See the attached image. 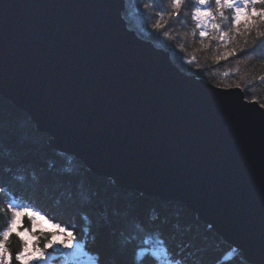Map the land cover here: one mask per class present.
Masks as SVG:
<instances>
[{"label":"water","instance_id":"water-1","mask_svg":"<svg viewBox=\"0 0 264 264\" xmlns=\"http://www.w3.org/2000/svg\"><path fill=\"white\" fill-rule=\"evenodd\" d=\"M125 0H0V95L54 150L177 202L264 264V107L183 73Z\"/></svg>","mask_w":264,"mask_h":264},{"label":"trees","instance_id":"trees-1","mask_svg":"<svg viewBox=\"0 0 264 264\" xmlns=\"http://www.w3.org/2000/svg\"><path fill=\"white\" fill-rule=\"evenodd\" d=\"M152 3L125 0L123 17L129 29L168 51L183 73L222 88L240 85L247 100L264 105V60L259 59L264 45L255 30L247 37L236 35L225 42L206 38L201 45L198 30L195 37L191 34L194 24L190 16L186 25L168 21L166 29H153L157 17ZM192 3L188 0L185 11L190 12ZM158 6L167 8L168 0H158ZM254 47L256 56L239 51ZM234 49L235 56L223 58ZM49 140L36 131L25 112L0 95V230L10 217L7 204L15 198L17 206L35 207L52 223L70 227L77 240L85 242L94 262L98 254L99 264H249L241 252L184 205L122 190L76 158L54 150ZM24 227H31L27 219ZM49 238L41 236L39 241ZM8 247L14 256L22 247L21 241L13 235ZM60 262L59 257L53 260L54 264ZM13 264L17 262L13 260Z\"/></svg>","mask_w":264,"mask_h":264},{"label":"snow or ice","instance_id":"snow-or-ice-1","mask_svg":"<svg viewBox=\"0 0 264 264\" xmlns=\"http://www.w3.org/2000/svg\"><path fill=\"white\" fill-rule=\"evenodd\" d=\"M187 2L188 0H168L167 8H159L158 0H153L152 7L155 9L153 15L157 17L156 23L152 25L153 29H166L168 21L186 25L190 16V21L194 24L191 34L195 37L198 30L201 45H204L206 38H218L221 42H225L230 37L235 39L236 35L247 37L253 30L256 31L260 44L264 45V0H193L190 12L185 11ZM165 16H167V20H165ZM161 21L164 23L162 24ZM210 30H214L218 36H212ZM164 34L168 35L166 30ZM245 45H247V40H245ZM256 47L251 51L246 48L239 51L244 52L246 56H256ZM235 55L236 50L234 49L226 53L223 58L227 59L228 56ZM259 59L264 60V55H260ZM188 63L191 64L192 60H189ZM7 211L10 212V217L6 221V227L0 230V264H13V260L17 264H47L51 258V253L48 250L55 249L57 245L70 250L65 256L63 264H89L88 257L91 254L86 252L85 242L77 240L70 227L52 223L35 207L17 206L15 198L7 204ZM25 219L29 221L30 228L24 227ZM41 221L51 224L54 231L41 229L37 232ZM13 235L21 241L22 245L14 256L8 247V242ZM41 236H50L49 239H46L43 247L39 246ZM154 251L159 253L160 250L155 249ZM151 258L155 260V256ZM94 264H99L98 254Z\"/></svg>","mask_w":264,"mask_h":264},{"label":"rangeland","instance_id":"rangeland-1","mask_svg":"<svg viewBox=\"0 0 264 264\" xmlns=\"http://www.w3.org/2000/svg\"><path fill=\"white\" fill-rule=\"evenodd\" d=\"M186 74H190V73H186ZM38 228H40V229H47L49 231H52L53 230L50 224L45 223L43 221L39 222ZM45 242L41 243L39 241V244L41 245L40 247H43V244ZM69 251H70L69 249H64L61 246L57 245L55 249H51L49 251L51 253V258L47 261V264H54L53 263V260L56 259V257H58V256H59V259L61 260V262L58 263V264H63L64 258H65V256H67V254H68ZM88 260H89V264H94V261H93V259L91 257H88Z\"/></svg>","mask_w":264,"mask_h":264}]
</instances>
